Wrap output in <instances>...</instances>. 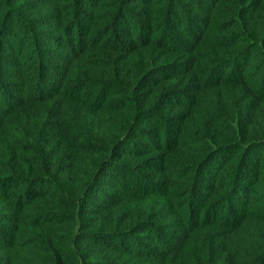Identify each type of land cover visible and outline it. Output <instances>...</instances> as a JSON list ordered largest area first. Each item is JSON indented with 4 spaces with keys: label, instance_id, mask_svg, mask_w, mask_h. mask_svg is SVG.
Listing matches in <instances>:
<instances>
[{
    "label": "trees",
    "instance_id": "16d2710c",
    "mask_svg": "<svg viewBox=\"0 0 264 264\" xmlns=\"http://www.w3.org/2000/svg\"><path fill=\"white\" fill-rule=\"evenodd\" d=\"M0 210V264H264V0H0Z\"/></svg>",
    "mask_w": 264,
    "mask_h": 264
},
{
    "label": "rangeland",
    "instance_id": "374dc122",
    "mask_svg": "<svg viewBox=\"0 0 264 264\" xmlns=\"http://www.w3.org/2000/svg\"><path fill=\"white\" fill-rule=\"evenodd\" d=\"M20 1V0H19ZM18 4V3H17ZM17 26V25H16ZM15 25H14V27L13 28H15L16 27ZM16 29V32H17V29H18V27H16L15 28ZM19 30H20V32L19 33H15L13 36H10L9 34H8V37H7V39L4 41V45H8L9 44V41H10V39L13 37L14 39H15V41H16V43H19V42H25V45H27L28 46V40H25V41H23L24 40V33H23V30H22V28L21 27H19ZM44 46H45V44H43ZM44 46H40V47H37V48H33L32 47V49H27V51L25 52V57H27V59H29V60H31L32 61V56H33V54H36L37 56H35L36 57V59L38 60V59H40V60H45V59H47V60H45L46 62H48V63H50L52 60H50V59H48V58H46V55H47V48H45ZM49 54V53H48ZM7 55H9V54H7ZM31 57V58H30ZM8 58L10 59V60H12V61H15L14 59H15V57L14 56H8ZM13 65V67H15L14 66V64H12ZM4 72L7 74V75H9L10 77H4V78H2L3 79V81L2 82H4L5 84H9V83H12V84H14V85H16V84H18V80H17V78L16 77H13V76H15V75H11V74H8L9 72H14V70H13V68L12 67H9V68H5L4 69ZM57 75V72H54V76H56ZM6 81V82H5ZM7 81H9V82H7ZM5 89H7L6 87H4ZM11 93V92H10ZM226 155V154H225ZM224 155V156H225ZM224 156H219V158H220V160H223V157ZM218 158V159H219ZM207 172H209V170H207ZM96 201H98V199H96ZM0 214H1V210H0ZM170 222V221H169ZM168 223V222H167ZM175 222H170V225L174 228V227H176L175 225ZM176 229H178V227L176 228ZM181 229V228H180ZM250 229V228H249ZM253 229L255 230V231H257V232H260V237L262 236L263 238H264V223H262V224H254L253 225ZM245 232L247 231V233H249L250 234V232L248 231V228L246 227V229L244 230ZM254 234V233H253ZM171 235H173V233L171 234ZM180 234H178L177 235V237H180L179 236ZM246 235V234H245ZM244 235V232H243V235H242V237H244L245 236ZM240 236V235H239ZM254 238H257L256 240H255V245H257V246H259L260 247V241H261V239L262 238H258L257 236H256V234H254ZM262 243H261V245H264V241H261ZM252 249V248H251ZM0 263H1V254H0Z\"/></svg>",
    "mask_w": 264,
    "mask_h": 264
}]
</instances>
